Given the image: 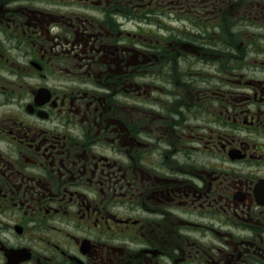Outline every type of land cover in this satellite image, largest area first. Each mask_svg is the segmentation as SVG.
<instances>
[{
  "label": "flooded vegetation",
  "instance_id": "af4514ba",
  "mask_svg": "<svg viewBox=\"0 0 264 264\" xmlns=\"http://www.w3.org/2000/svg\"><path fill=\"white\" fill-rule=\"evenodd\" d=\"M242 133L264 0H0V264H264Z\"/></svg>",
  "mask_w": 264,
  "mask_h": 264
},
{
  "label": "rangeland",
  "instance_id": "374dc122",
  "mask_svg": "<svg viewBox=\"0 0 264 264\" xmlns=\"http://www.w3.org/2000/svg\"><path fill=\"white\" fill-rule=\"evenodd\" d=\"M203 70V69H202ZM22 107L21 105V102L20 101H7V103L3 106L2 109H5V110H9L10 112H13L15 111L17 108H20ZM241 136L246 139L247 141H250V139L254 140L255 138H258L256 140L258 141H264V139H260L259 140V134H256V135H248L246 133H242ZM250 138V139H249ZM247 172H255V171H247ZM257 172H263V171H257Z\"/></svg>",
  "mask_w": 264,
  "mask_h": 264
}]
</instances>
